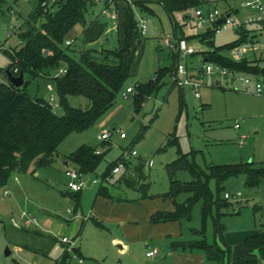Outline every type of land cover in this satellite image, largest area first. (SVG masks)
I'll return each mask as SVG.
<instances>
[{"label": "rangeland", "instance_id": "obj_1", "mask_svg": "<svg viewBox=\"0 0 264 264\" xmlns=\"http://www.w3.org/2000/svg\"><path fill=\"white\" fill-rule=\"evenodd\" d=\"M242 1L227 0L228 5L240 9L236 14L239 17L247 10L241 6ZM36 4L37 0H0L1 8L6 9L8 5L13 11L0 14V42L4 48L18 44L17 34L12 31L6 38L8 25L23 24ZM51 5L52 2L49 7ZM214 6L219 10L226 7L223 2L211 7ZM151 7L153 14L135 10V17L146 21L147 30L142 34V45L132 63L131 75L124 81L113 107L94 126L71 132L57 147L59 156L51 164H32L27 173L31 187L19 188L8 181L0 188V264H59L67 250L66 244L59 240L62 236L74 240L84 260L80 263L78 255L70 254L64 264H173L169 256L170 241L166 239V235H172L173 228L169 224L152 228L148 221L153 211L169 203L159 195L169 189L165 164L177 156L173 141H177L182 152L196 151L195 161L202 167L240 162H253L255 166L264 164V92H243L240 82L226 80L220 81V85L202 86L199 99L190 89L171 87L168 82L147 97L138 112L132 110L130 97L135 93L136 84L154 79L157 70L170 63L171 49L166 46L164 37H173L172 23L162 6L154 3ZM101 8L102 3L97 1L93 9L99 11ZM176 19L184 35L201 31L192 25L190 27L188 19L180 15H176ZM77 30L78 26L70 34L75 37ZM234 38V30H223L216 34L215 44L223 45ZM113 41L115 45V38ZM79 45L75 41L69 50L74 58L78 57ZM255 53L257 56L263 53L264 57V48H257ZM7 63L8 58L0 51V67L4 68ZM200 63L201 59L195 57L196 68ZM261 66L264 67V60ZM261 83L264 85V80ZM49 84L39 78L33 79L26 91L47 101L52 95L53 100L49 102L55 112L61 114L54 83ZM127 87H131L133 92L125 96ZM68 102L71 106L84 108L89 101L84 96L73 95L68 97ZM110 114L114 115L107 123L101 124ZM234 124L239 127L235 128ZM103 130L111 132L108 140L97 138ZM121 133L125 134L123 138ZM241 136H244L243 143L239 145ZM81 144L98 147L99 152L105 150V153L93 172L82 173L85 185L77 201L60 194L67 191L61 155L69 154ZM131 150H135L136 155L132 156ZM122 158L130 168L139 160L147 162L143 168L147 183L144 191L152 197L140 202L126 201L138 198L140 191L115 183L124 169L110 173L108 182L101 181L108 186L112 198L95 196L102 183L94 185L93 180L100 181L104 173ZM244 181V175H239L223 184L226 191L241 192L237 199H230L233 208L221 219L224 234L239 228L250 234L264 229V181L255 188H248ZM4 190L8 194L3 196ZM117 198L125 201L116 202ZM24 210L35 218L36 224L25 223L26 219L20 217ZM198 210L196 205L193 219L185 223L184 228L199 225ZM207 238L210 242L213 239L211 224L207 227ZM216 240L220 241L219 238ZM118 242L124 243V250L119 249ZM156 247L160 249L158 255H145ZM6 249L11 251L9 255L5 254Z\"/></svg>", "mask_w": 264, "mask_h": 264}, {"label": "trees", "instance_id": "obj_2", "mask_svg": "<svg viewBox=\"0 0 264 264\" xmlns=\"http://www.w3.org/2000/svg\"><path fill=\"white\" fill-rule=\"evenodd\" d=\"M43 1L45 0H37L26 20L27 29L19 34L23 45L5 50L10 59L9 71L13 75L22 72L25 81L20 87L0 82V188L8 183L12 175L25 174L32 164H51L57 156V147L71 132H80L94 126L113 107L124 81L131 75L135 51L142 41L135 10L148 11L149 2L159 3L165 9L174 28L175 38H197L208 48L200 54L201 59L252 76L261 74L264 70L261 66L263 57H244L236 61L226 54L232 47L247 40L248 29L245 27L238 31L235 40L223 45L215 44L213 29L190 36L178 32L174 14L182 13L186 17L191 10L203 4L202 0H124V45L97 52L83 49L77 58L69 55L67 47L63 49L61 45L76 24H85V13L94 4V0H54L51 7L42 6ZM45 50L47 53H44ZM177 58V54L173 52L170 64L158 69L154 79L136 84L135 93L130 97L135 113L140 110L147 97L168 83L171 68L174 70ZM60 68L63 72H59ZM52 69L56 71V76H51ZM0 73L7 76L3 70ZM39 76L48 77L54 83L61 114L55 112L49 101L27 93L28 83ZM73 95L86 97L88 105L84 108L71 106L68 97ZM179 97L181 98V94ZM173 144L176 145L177 156L165 164L169 189L160 195L164 199H170L173 208L155 211L150 216V222H178L182 239L172 242L173 249L200 251L207 260L216 264H255V252L264 245V229L236 245L226 244L221 247L216 239H223L225 228L221 219L233 208V202L224 197V182L244 175L245 185L255 188L264 181V164L255 166L253 162H240L208 164L202 167L195 161L196 151L182 152L176 140ZM96 151L94 146L81 144L66 155L65 159L81 174L93 172L105 153V150L98 153ZM114 165L104 173L102 181H105L104 178L110 174ZM143 165V160H139L131 172L127 173L129 163L125 160V171L115 181L140 191L139 197L131 201L153 196L144 191L147 183ZM96 193L110 197L102 185ZM72 196L78 200L80 191L73 192ZM196 205L199 206V225L184 228V224L193 219ZM233 211L236 212L235 209ZM208 224L212 226L211 242L207 238ZM70 254L81 257L77 248L66 250L59 264H64Z\"/></svg>", "mask_w": 264, "mask_h": 264}, {"label": "crops", "instance_id": "obj_3", "mask_svg": "<svg viewBox=\"0 0 264 264\" xmlns=\"http://www.w3.org/2000/svg\"><path fill=\"white\" fill-rule=\"evenodd\" d=\"M97 1H100L102 3V5H103V8H101L99 11L98 10L95 11L93 9L94 6H96ZM202 1H203V4L200 7H202V10L204 11V13L208 9H210V7L212 6V4L219 3V2L225 3V6H226L225 7V10H220V11L226 12V13L232 12L234 14L240 13V9L239 8H233L232 6L228 5L227 0H202ZM244 1L245 0H243L241 2V6H243L242 3ZM154 3H156V2H149V3H147L148 12H150L152 14L154 12H153V9H152L151 6ZM156 4H159V3H156ZM159 5L162 6L161 4H159ZM33 9H32V11H33ZM246 9H247L246 12L241 15V18L243 16H245V15L250 14L251 12H253L249 8H246ZM137 10H139V9H137ZM5 11L10 12V13H13V11H10V7L8 5L6 6V9L0 7V14H4ZM124 11H125V1L124 0H117L115 2L113 0H94V4L91 7H89L88 10H87V12L85 13V18H84L85 24L84 25H82V24H76L70 30V32H71V31H73V29H75L78 26L77 32L74 33L75 37L72 36L70 34V32H69V34H68L67 38L65 39V41L66 40H69L70 41V44L67 45L65 43V41H64V43L61 45V47L63 49L65 47H67V52L69 53V50L71 49V45L75 44V41H77V42L80 43V45L78 47V52H77L78 55L80 54V52L83 49H86L87 44H89L91 42H94V41H99V43H100L99 50L100 49H109V50H111V49H117V48L122 47L124 45V39H125L124 32H123V25H122L123 20H124ZM139 11H141V10H139ZM141 12H143V11H141ZM190 12H191V14H190L191 16L189 18V13ZM190 12L187 14L186 17H184L182 15V13H175L174 14V18L177 21L176 15H180L182 18L188 19L187 23L189 24L190 27H191V25L195 27L194 20H193V18H194V10H191ZM112 13L115 14V18L114 19L111 18ZM237 16L239 17V15H237ZM27 19H29V16H28ZM26 20L21 25L20 24L19 25H15V26H13L12 24H9L8 25V27L6 29V34H5L6 35V38L10 37V35H11L10 31H12V33L17 34L18 44L14 45L13 47L4 48V44L2 43L3 44V48L0 49V51H2L3 54L8 58V63H7V65L4 68L3 67H0V70L5 71V69L8 68L9 63H10V59H9L8 55L6 54L5 50H11L12 48H18L21 45H23V41L20 39L19 34L20 33H23L27 29V24H26L27 21ZM218 21L219 20H217L216 22H218ZM177 24H178L177 25L178 32H182L183 33V30H182L183 28L179 25V22L178 21H177ZM12 27H16L15 31L12 29ZM172 28H173V26H172ZM212 28H213L212 26H207L205 29H200L201 30L200 32L205 31V30H209V29H212ZM246 28L248 29V37L256 34V32L258 30V26H256V25H250V26H247ZM173 32H174V30H173ZM196 34H198V33H196ZM234 34H235V38L232 39L231 41L235 40L238 37V33L237 32L234 31ZM192 35H195V34H192ZM185 36H190V35H185ZM141 37H142V35H141ZM215 37H216V34L214 36V41H215ZM114 38H115V42H116L115 45H113V42H114L113 39ZM188 41H189V43L195 45L196 48L198 49V52L195 53V55L189 56L188 59H187L188 64H189L188 65L189 70L191 71L192 74H196V72L198 70L197 69L198 66H197V68L195 66V57H198V58L201 59V55L200 54L202 52H206L208 50V48L204 44H202L197 38L196 39H190ZM231 41H229V42H231ZM141 45H142V41H141V43L136 48L135 58H136V53H138L139 47H141ZM173 52L174 51L171 49V57H172ZM46 53H47V51H46ZM262 54L260 53L259 57H263ZM69 55H71V54L69 53ZM171 57H170V62H171ZM245 57H248L249 59H251L253 57H258V56L256 55L255 52H249ZM135 58H134V60H135ZM262 73H264V70L262 71ZM37 78L47 81L48 84H49V82H52L48 77H45V76H39V77H36L35 79H37ZM24 81H25V76H24ZM214 81H215V85H220V81H226V79L225 80L215 79ZM0 82H5V83L9 82L7 76H5L3 73H0ZM168 82H169V85H171L170 78L168 79ZM48 86L51 89L50 84ZM203 86H206V85H203ZM171 87H177V88H179L181 90H183L185 88L186 89H190V88H187V87L172 86V85H171ZM208 87H211V86H208ZM26 89H27V87H26ZM200 97H201V95H200ZM199 98H196V99H199ZM110 115L107 116V118H105L103 121H101V124L107 123L114 114H112L111 116ZM96 149L98 150L99 148L96 147ZM102 151H104V150H102ZM58 156L59 155H57L56 157H58ZM65 156H66L65 154L64 155H61V159L63 160L64 170L66 171L67 169H76L74 165L73 166L71 165L72 163L69 160L65 159ZM54 160H55V158H54ZM137 163L138 162H136V164ZM143 163H144V165H143V168H144V166L147 165V162L146 161H143ZM148 164H150V161L148 162ZM134 166L132 168H130V166H129L126 169L127 173H130L131 170L134 168ZM29 171H30V168H29V170L25 174H15V175H13L12 178L9 179V181H12L13 185L14 186L15 185L16 186H19V188L20 187H23L24 189H27L28 187H31L32 186V182L30 181L31 178L27 176V173ZM18 175H21V177H18ZM67 180H68V177H67ZM92 184H94V183L92 182ZM116 184L118 186L124 185L123 183H116ZM101 185L104 186L107 189V191H108V193L110 195L109 198H107V197H105V198L106 199L112 198L113 196L111 195L108 186L104 185L103 183ZM66 189H67L66 192H60V194H62V195H69L73 200H75V198L72 196L73 195V192L70 191L67 187H66ZM97 189H96V192H97ZM4 191H3V196L6 195V194H8V191L7 190H6L7 191L6 194H4ZM96 192H95V196H101V195H97ZM160 195H159V197H160ZM102 197H104V196H102ZM79 198H78V200H79ZM34 199H35V197H34ZM145 199H148V198L138 199L137 201L140 202V201L145 200ZM162 199L165 200L164 198H162ZM131 200L132 199L126 200V201H129L130 202ZM166 200H168L169 203L167 205H165L162 209H156L155 211H159V210H171L173 208L172 202L168 198ZM122 201H125V200H122ZM116 202H119V201L116 200ZM134 202H136V201H134ZM41 209H43V208H41ZM43 210H46V209H43ZM24 211H26V210H24ZM155 211H153L151 214H153ZM67 212H69V209H67ZM28 214H29V216H31L30 213H28ZM151 214L149 215V219H148V221H149V223L151 225L150 227H152V228H154V227L155 228H158L161 225H168L169 224V227L173 228L172 235L171 234L166 235V239H169V241H170V249H171V252L169 253V256L172 257V260H173L172 263L173 264H216L214 261L207 260L206 257H205V255L203 253H201L200 251H193V252H191V251H183V250H180V249H173L172 248V245H171L172 242L173 241H176V240L182 239L181 230H180V226H179L178 222H176V221H169L167 223L166 222H163V223H151L150 222V216H151ZM224 231H225V229H224ZM256 233H258V232H256ZM256 233L250 234V233H247L246 231H241V228H239V229H237L235 231L226 232L223 235V239H221L219 242L216 240V242L221 247H224L226 244L227 245H236V244L240 243L241 241H243L245 238H247V237H249L251 235H254ZM117 246L119 247L120 250H124L125 247H126L124 245V243H121V242H118L117 243ZM74 248H76V247L74 246ZM152 251H154V255L153 256H156V255H158L160 249L158 247H156V248L152 249ZM255 253L257 255V261L255 262V264H264V245L261 246L259 249H257ZM78 254L81 256L79 250H78ZM153 256H150V257H153ZM80 258H82V256ZM82 260H83V258H82ZM83 262H84V260L82 262H80V263H83Z\"/></svg>", "mask_w": 264, "mask_h": 264}, {"label": "built area", "instance_id": "obj_4", "mask_svg": "<svg viewBox=\"0 0 264 264\" xmlns=\"http://www.w3.org/2000/svg\"><path fill=\"white\" fill-rule=\"evenodd\" d=\"M54 0H45L42 2V6H49L51 2ZM242 5L246 8L251 9L253 12L247 14L245 16L238 17L236 14L230 12L227 16L226 12L220 11L217 7H210L205 13L202 10V7H198L194 10V25L198 29H205L207 26H212L215 34L227 30L232 29L238 33V31L242 27H247L250 25L258 26V30L256 34L247 37V40L243 43L232 47L227 51V56L233 60H241L244 58L249 52H255L257 48H264V0H245ZM111 18H115V14L112 13ZM219 20V23L216 21ZM139 30L142 34L146 33L147 25L146 21L142 18L138 20ZM15 31L16 27H12ZM8 35V34H7ZM260 39V41H259ZM164 42L166 46L172 49L177 54V62L175 68L170 76V83L173 86L187 87L191 89V92L195 98L200 97L199 88L203 85L213 86L215 85V79L221 80H229L231 82H240L242 84V91L247 93H256L263 94L264 85L261 83L264 80V73L257 74L254 77L252 75L244 74L241 72H237L229 69L226 66H222L216 62L203 60L201 59V63L198 66V70L196 74H192L188 67L187 58L192 56L193 54L198 52V49L195 45L189 43V41L185 38H175L170 35L164 37ZM65 43L70 44L69 40H66ZM3 48L2 42H0V49ZM182 60L180 61V59ZM59 72H63V69H59ZM133 92L131 87L126 88V94ZM53 100V96L50 95L49 101ZM235 128H238V124H234ZM111 135L109 130H103L97 137L98 139L105 141L108 140ZM125 134L121 133L120 137H124ZM244 136H241L238 144L243 143ZM99 151L97 150L96 153ZM130 154L132 156L136 155L135 150H131ZM124 161L125 159H120L110 170V173H118L121 169H124ZM68 180L66 182V187L72 191L77 192L81 191L85 185L84 180L82 178V174L79 173L75 169H67L65 171ZM109 176L107 175L104 180L107 181ZM97 179L93 180L94 184H100L101 181ZM7 191H4L6 194ZM241 195L240 191L237 192H228L224 193V197L228 199H237ZM21 218H25V223L27 225L36 224V220L33 217H30L26 211H23L20 215ZM60 242L66 244L67 251H71L74 248V240L68 239L65 236H62ZM146 256L150 257L154 255V251L150 250L145 253ZM83 260L80 258L79 262Z\"/></svg>", "mask_w": 264, "mask_h": 264}, {"label": "water", "instance_id": "obj_5", "mask_svg": "<svg viewBox=\"0 0 264 264\" xmlns=\"http://www.w3.org/2000/svg\"><path fill=\"white\" fill-rule=\"evenodd\" d=\"M237 11V10H236ZM227 16L229 15V13L226 14ZM219 23V21L217 22ZM99 41H94V42H91L89 44H87L86 46V50H92V51H99ZM44 53H46V50L44 51ZM5 73L7 75V78L9 80V82L15 86V87H20L22 86L23 82H24V76H23V73L20 72L18 75H13L8 68L5 69ZM51 75L52 76H56V71L54 69L51 70ZM117 201H122L123 199L121 198H117L116 199ZM10 250L9 249H6L5 250V254L6 255H9L10 254Z\"/></svg>", "mask_w": 264, "mask_h": 264}]
</instances>
